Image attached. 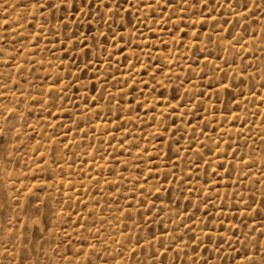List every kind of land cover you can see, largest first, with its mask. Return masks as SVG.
<instances>
[{"label":"rangeland","instance_id":"374dc122","mask_svg":"<svg viewBox=\"0 0 264 264\" xmlns=\"http://www.w3.org/2000/svg\"><path fill=\"white\" fill-rule=\"evenodd\" d=\"M0 129V264H264V0H0Z\"/></svg>","mask_w":264,"mask_h":264},{"label":"snow or ice","instance_id":"6c2138e0","mask_svg":"<svg viewBox=\"0 0 264 264\" xmlns=\"http://www.w3.org/2000/svg\"><path fill=\"white\" fill-rule=\"evenodd\" d=\"M53 7H59V5H56V4H53L52 5ZM82 46V45H81ZM222 87H223V89L225 90V91H228V89H229V85L228 84H223L222 85ZM229 102H231V101H229ZM9 113H11L12 112V109H8L7 110ZM10 117H6V120L7 119H9ZM5 134V132H4V130L3 129H0V135H4Z\"/></svg>","mask_w":264,"mask_h":264}]
</instances>
